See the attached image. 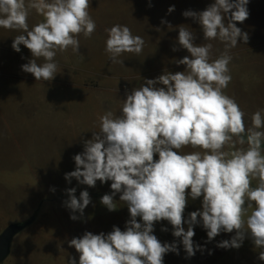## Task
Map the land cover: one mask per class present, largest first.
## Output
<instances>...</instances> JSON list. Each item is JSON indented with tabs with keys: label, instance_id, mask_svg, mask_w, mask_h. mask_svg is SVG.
<instances>
[{
	"label": "clouds",
	"instance_id": "9594fccd",
	"mask_svg": "<svg viewBox=\"0 0 264 264\" xmlns=\"http://www.w3.org/2000/svg\"><path fill=\"white\" fill-rule=\"evenodd\" d=\"M248 3L214 0L203 11H184L183 16L199 23L205 41L218 39L225 51L212 59V44H195L192 30L179 26L178 44L190 56L176 63L185 65V70L164 72L126 93L121 114L102 115L99 131H93L83 152L73 157L75 170L65 179L75 178L89 187L111 181L112 193L103 195L101 204L115 211L113 197L121 193L119 200L130 214L123 231L113 226L107 234L86 231L72 238L69 246L79 253V264H163L165 254L179 255V249L176 242L162 243L153 234L154 224L160 221L172 226V235L181 238L187 257L203 250L193 241L194 226L201 223L209 241L235 231L230 240L219 242L220 248L238 249L247 235L257 249H264V110L253 113L252 127L246 128L244 111L223 91L231 81L229 50L239 40L245 44L249 40L237 27V22L249 17ZM90 7V0H0V27L22 32L13 39V50L20 52L24 45L33 57L22 70L37 81L54 79L57 52L71 48L79 54L77 37L83 33L89 38L95 32ZM32 9L44 19L29 29ZM172 11L174 6L168 9ZM105 31V51L112 63H123L117 59L123 53L142 52L145 41L126 25L115 24ZM38 58L44 62L38 64ZM237 143L248 147L236 148ZM187 146L202 151L182 153ZM66 192L64 204L75 221L76 213L83 216L90 195L84 190L77 198L75 188ZM189 197H202V210L191 212L185 220ZM259 259L264 261V251ZM67 264L77 261L70 258Z\"/></svg>",
	"mask_w": 264,
	"mask_h": 264
},
{
	"label": "rangeland",
	"instance_id": "374dc122",
	"mask_svg": "<svg viewBox=\"0 0 264 264\" xmlns=\"http://www.w3.org/2000/svg\"><path fill=\"white\" fill-rule=\"evenodd\" d=\"M90 2L89 13L96 22V30L89 38L83 33L77 37L79 54L71 48L57 52L58 73L51 81H37L22 70V65L33 59L24 45H20V52L11 46L22 32L0 27V233L9 224L24 221L38 211L36 221L14 238L11 253L3 264H67L70 258L79 264V253L69 246L72 238L82 237L86 231L107 234L113 226L125 230L130 214L127 205L119 200L121 193L113 197L115 211L101 204V197L112 193L111 181H97L95 187H89L75 178L71 182L65 179L66 173L75 170L73 157L83 152L84 142L92 138L93 131H99L102 115L108 111L114 116L121 114L126 93L164 72L185 70V65L176 63L190 56L178 44L179 26L192 30L195 44L211 43L212 59L225 51L223 42L205 41L199 23L182 15L186 10L203 11L214 0ZM172 6L174 11L169 13ZM247 8L249 17L243 23L237 22V27L248 34L249 40L246 44L239 40L229 50L231 81L223 89L244 111L246 128L252 127V114L264 110V0H249ZM43 19L34 9L30 10L29 29ZM115 24L126 25L133 35L145 41L140 54L123 53L117 58L123 63H112L105 51V29ZM174 47L178 50L173 51ZM36 62L42 64L44 60L38 58ZM241 147L246 149L248 145L236 144V148ZM261 148L264 152V142ZM180 151L202 150L187 146ZM154 158L158 159V155ZM256 184L253 180L252 186ZM69 188L76 189L77 198L87 190L91 200L83 216L76 213L79 218L75 221L64 204ZM197 210H202V197H189L185 220ZM248 211L250 214L252 209ZM137 220L142 222L139 217ZM184 227L187 229V224ZM172 232L167 221L154 224L153 234L162 243L176 242L184 250L181 238L174 237ZM194 232V244L203 249L194 255L198 264H264L259 259L264 249H257L250 236L246 235L240 248L224 249L217 245L230 240L235 231L222 232L211 241L202 223L194 226Z\"/></svg>",
	"mask_w": 264,
	"mask_h": 264
},
{
	"label": "water",
	"instance_id": "95a60500",
	"mask_svg": "<svg viewBox=\"0 0 264 264\" xmlns=\"http://www.w3.org/2000/svg\"><path fill=\"white\" fill-rule=\"evenodd\" d=\"M37 216L38 211L34 212L24 221L9 224L0 233V264H3L8 259L14 238L30 227L35 222Z\"/></svg>",
	"mask_w": 264,
	"mask_h": 264
},
{
	"label": "crops",
	"instance_id": "0c3cea01",
	"mask_svg": "<svg viewBox=\"0 0 264 264\" xmlns=\"http://www.w3.org/2000/svg\"><path fill=\"white\" fill-rule=\"evenodd\" d=\"M178 249H179V255H177L174 252H169V253L165 254L163 264H198L199 263V261L195 259L196 256L187 257L184 250H182L180 248H178ZM29 250H30V248H29ZM29 258H32V255H30Z\"/></svg>",
	"mask_w": 264,
	"mask_h": 264
}]
</instances>
